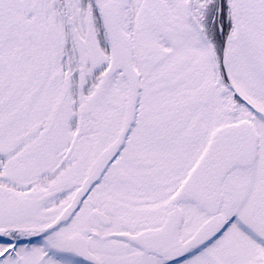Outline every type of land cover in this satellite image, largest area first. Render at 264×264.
Listing matches in <instances>:
<instances>
[{
    "label": "snow or ice",
    "instance_id": "obj_1",
    "mask_svg": "<svg viewBox=\"0 0 264 264\" xmlns=\"http://www.w3.org/2000/svg\"><path fill=\"white\" fill-rule=\"evenodd\" d=\"M0 264H264V0H0Z\"/></svg>",
    "mask_w": 264,
    "mask_h": 264
}]
</instances>
